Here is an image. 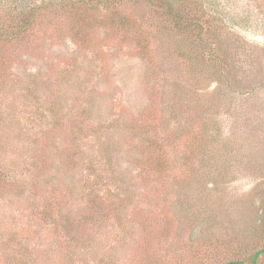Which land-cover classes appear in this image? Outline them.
I'll list each match as a JSON object with an SVG mask.
<instances>
[{
	"label": "rangeland",
	"instance_id": "obj_1",
	"mask_svg": "<svg viewBox=\"0 0 264 264\" xmlns=\"http://www.w3.org/2000/svg\"><path fill=\"white\" fill-rule=\"evenodd\" d=\"M264 0H0V264H264Z\"/></svg>",
	"mask_w": 264,
	"mask_h": 264
},
{
	"label": "trees",
	"instance_id": "obj_2",
	"mask_svg": "<svg viewBox=\"0 0 264 264\" xmlns=\"http://www.w3.org/2000/svg\"><path fill=\"white\" fill-rule=\"evenodd\" d=\"M260 252H264V249H262ZM254 262H255V259H254ZM254 262L252 264H254Z\"/></svg>",
	"mask_w": 264,
	"mask_h": 264
}]
</instances>
